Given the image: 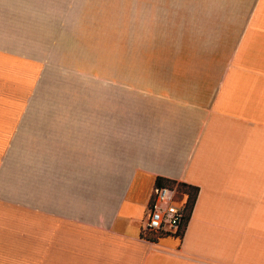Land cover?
Returning a JSON list of instances; mask_svg holds the SVG:
<instances>
[{"label": "crops", "instance_id": "obj_1", "mask_svg": "<svg viewBox=\"0 0 264 264\" xmlns=\"http://www.w3.org/2000/svg\"><path fill=\"white\" fill-rule=\"evenodd\" d=\"M84 18L166 63L79 71ZM157 179L197 189L180 237L145 234ZM0 264H264V0H0Z\"/></svg>", "mask_w": 264, "mask_h": 264}, {"label": "rangeland", "instance_id": "obj_2", "mask_svg": "<svg viewBox=\"0 0 264 264\" xmlns=\"http://www.w3.org/2000/svg\"><path fill=\"white\" fill-rule=\"evenodd\" d=\"M80 21V37L85 45L91 47L87 49L91 56L84 59V65L79 62L76 64L79 71L89 67L92 72L112 74L116 79H128L129 84L138 86L140 75H154L159 72L160 65L167 59V51L170 52V45L166 43L169 39L166 29H124L123 26L109 29L108 19L84 18ZM74 28L76 29L75 25ZM167 32L170 30L167 29ZM160 72H163V68ZM145 234L152 237L162 236L150 232Z\"/></svg>", "mask_w": 264, "mask_h": 264}, {"label": "built area", "instance_id": "obj_3", "mask_svg": "<svg viewBox=\"0 0 264 264\" xmlns=\"http://www.w3.org/2000/svg\"><path fill=\"white\" fill-rule=\"evenodd\" d=\"M186 192L176 183L155 188L144 231L182 236L192 208Z\"/></svg>", "mask_w": 264, "mask_h": 264}, {"label": "trees", "instance_id": "obj_4", "mask_svg": "<svg viewBox=\"0 0 264 264\" xmlns=\"http://www.w3.org/2000/svg\"><path fill=\"white\" fill-rule=\"evenodd\" d=\"M166 184H175V182H171V181H163L161 179H157L156 182H155V188H159L163 185H166ZM180 189H184V191L186 192V194L188 195V204H191V206L193 205V202H194V198L195 196L197 195V189H193L191 187H187L185 185H179Z\"/></svg>", "mask_w": 264, "mask_h": 264}]
</instances>
